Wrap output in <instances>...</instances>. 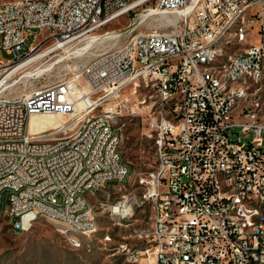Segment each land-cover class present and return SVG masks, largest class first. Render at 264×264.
<instances>
[{"label":"built area","instance_id":"obj_1","mask_svg":"<svg viewBox=\"0 0 264 264\" xmlns=\"http://www.w3.org/2000/svg\"><path fill=\"white\" fill-rule=\"evenodd\" d=\"M156 14L166 30L107 28ZM48 26L56 34L46 35ZM96 39L105 47L71 77L4 93L27 77L23 67ZM2 51L13 57L0 60V213L14 233L44 218L80 248L61 223L74 221L90 237L96 223L86 197L111 183L126 190L119 147L133 120L145 126L154 161L136 174L137 195L123 193L106 208L115 218L149 209L137 244L116 249L124 264H264V0H8ZM143 83L152 90L135 105L132 89ZM31 114L67 120L32 132Z\"/></svg>","mask_w":264,"mask_h":264},{"label":"rangeland","instance_id":"obj_2","mask_svg":"<svg viewBox=\"0 0 264 264\" xmlns=\"http://www.w3.org/2000/svg\"><path fill=\"white\" fill-rule=\"evenodd\" d=\"M8 0H0V5ZM18 0H9V2ZM163 14H156L145 19L141 16H123L110 23L107 28H122L130 24V34L157 28L158 19ZM170 18V17H169ZM170 21L173 19L170 18ZM100 32V30H99ZM98 32V33H99ZM97 33V34H98ZM124 39V36H122ZM122 38H119L120 41ZM254 33L252 40L255 39ZM104 42L96 39L93 42H81L70 49L54 53L44 63L24 70V77L18 85H8L4 93L10 96H20L31 86L52 83L59 79L71 77L73 67H80L92 56L105 47ZM13 55L0 52V60H11ZM151 90V84H143L141 89L132 90V102L142 105L144 95ZM129 89L126 91L128 92ZM260 99L264 101V86L259 90ZM66 119L34 114L29 121V130L39 132L59 127ZM145 126L126 121L122 128V142L119 147L122 163L129 169L126 190L118 192L117 184H107L99 188L86 200L94 214L96 232L90 237L81 238L78 249L71 248L59 235V225L44 218L37 219L27 231L14 233L8 218L0 213V264H124L123 256L116 249L121 243L137 244V235L148 228L150 216L147 205L134 208L127 215L111 217L106 208H112L121 194L131 192L137 195L135 187L136 174L150 169L153 165V147L144 140L141 131ZM264 144V142H262ZM6 193L0 196V207L5 203ZM63 229V226H62Z\"/></svg>","mask_w":264,"mask_h":264},{"label":"bare ground","instance_id":"obj_3","mask_svg":"<svg viewBox=\"0 0 264 264\" xmlns=\"http://www.w3.org/2000/svg\"><path fill=\"white\" fill-rule=\"evenodd\" d=\"M9 4L10 5H19V0L9 2ZM4 5H5V3L0 5V7H4ZM52 12H59V4H52ZM150 16H153V15H149V16L145 15L141 18L145 19V18L150 17ZM170 22H173V20ZM54 34H56V27L55 26H48L46 28V35H54ZM230 40H237V32H230ZM23 65H24V63L19 65L14 70L22 67ZM23 69H25V67H23L22 70ZM14 70H11L9 72V75L12 74ZM143 84H151V90H152V83H143ZM5 86H8V85L5 84ZM133 89H140V88H133ZM32 116H34V114H31L29 116L28 123H29L30 118ZM46 116L59 117V118H64L67 120V115H65V114H61V115L51 114V115H46ZM64 124L65 123L62 122L59 125V127L63 126ZM112 208H114V206ZM59 212L61 214H68V205L67 204H59ZM245 212H254V205H245ZM62 226H63V229H62ZM11 228L14 231V228L12 227V225H11ZM61 230L64 231L65 233H67L72 238V242L74 244H78L79 247L81 246V240L80 239L84 238V237H88V235L83 233V231L81 230V227L78 224H76L74 221H63L61 223Z\"/></svg>","mask_w":264,"mask_h":264},{"label":"trees","instance_id":"obj_4","mask_svg":"<svg viewBox=\"0 0 264 264\" xmlns=\"http://www.w3.org/2000/svg\"><path fill=\"white\" fill-rule=\"evenodd\" d=\"M146 141L150 144V142L148 140H146Z\"/></svg>","mask_w":264,"mask_h":264},{"label":"crops","instance_id":"obj_5","mask_svg":"<svg viewBox=\"0 0 264 264\" xmlns=\"http://www.w3.org/2000/svg\"><path fill=\"white\" fill-rule=\"evenodd\" d=\"M2 207H0V210H1Z\"/></svg>","mask_w":264,"mask_h":264}]
</instances>
